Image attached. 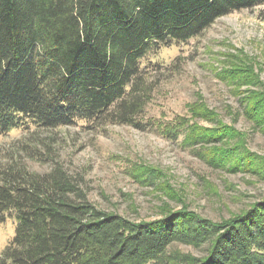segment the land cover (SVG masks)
Masks as SVG:
<instances>
[{"label":"trees","instance_id":"1","mask_svg":"<svg viewBox=\"0 0 264 264\" xmlns=\"http://www.w3.org/2000/svg\"><path fill=\"white\" fill-rule=\"evenodd\" d=\"M256 6L264 21V0H0V135L78 120L142 128L150 91L140 60ZM201 105L158 123L161 135L185 129L188 146L233 135L199 126ZM21 151L38 161L53 152ZM17 152L0 162V222L14 224V264H264V198L220 221L189 210L130 219L97 207L82 175L60 164L33 171ZM240 153L237 162L257 158ZM174 243L205 247L200 256L169 252Z\"/></svg>","mask_w":264,"mask_h":264},{"label":"rangeland","instance_id":"2","mask_svg":"<svg viewBox=\"0 0 264 264\" xmlns=\"http://www.w3.org/2000/svg\"><path fill=\"white\" fill-rule=\"evenodd\" d=\"M260 8L221 16L199 35L172 41L140 60L150 91L142 128L84 120L56 128L27 124L0 135V162L18 151L33 171L63 165L84 177L97 207L130 219L166 218L189 210L220 221L247 209L264 198V171H255L264 163ZM194 102L207 110L199 126L214 133L229 127L233 135L200 146H188L185 129L173 139L163 137L158 123L189 116L187 105ZM29 145L39 153L49 146L51 159L28 157L21 148ZM240 151L261 159L237 162ZM13 235L12 221L0 222V264H14L9 253ZM204 247L174 243L168 250L200 256Z\"/></svg>","mask_w":264,"mask_h":264}]
</instances>
